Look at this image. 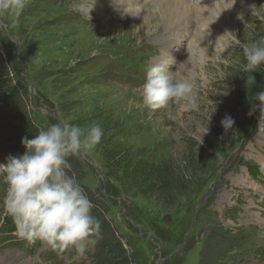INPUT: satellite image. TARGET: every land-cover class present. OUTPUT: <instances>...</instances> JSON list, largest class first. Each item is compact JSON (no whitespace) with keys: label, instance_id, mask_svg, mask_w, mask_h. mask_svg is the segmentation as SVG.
<instances>
[{"label":"rangeland","instance_id":"rangeland-1","mask_svg":"<svg viewBox=\"0 0 264 264\" xmlns=\"http://www.w3.org/2000/svg\"><path fill=\"white\" fill-rule=\"evenodd\" d=\"M214 1L229 20L227 29L195 32L207 58L197 45L186 55L187 21L134 35L131 14H154L159 0H28L19 17L0 16V162L58 120L103 129L89 155L67 158L100 222L95 246L78 256L29 244L0 208V264H264V117L247 114L264 89V65L242 71V46L264 39V0H234L230 9L232 0ZM188 9L196 22L200 10ZM188 59L195 109L136 106L150 62L175 71ZM159 167L165 188L145 183Z\"/></svg>","mask_w":264,"mask_h":264},{"label":"clouds","instance_id":"clouds-1","mask_svg":"<svg viewBox=\"0 0 264 264\" xmlns=\"http://www.w3.org/2000/svg\"><path fill=\"white\" fill-rule=\"evenodd\" d=\"M27 3L28 0H0V16L19 17ZM233 3L234 0L226 8ZM0 27H7L3 20ZM225 50L221 49V54ZM242 54V71H257L264 65V39L243 45ZM186 63L191 61L180 62L175 71H169V63L150 62L144 81L136 90L140 98L136 106L151 111L169 104L177 105L181 111L195 109L194 74L187 71ZM249 80L256 82L254 75ZM250 102L247 114L251 116L258 109L260 118L264 117V89L257 91ZM221 124L227 130L234 120L226 114ZM102 135L98 123L82 127L58 120L40 129L32 139L22 137L24 152L10 154L0 162V183L4 185L0 208L14 224L18 239L29 244L39 241L57 254L71 248L78 256L86 255L95 246L100 222L92 215L93 204L77 177L67 171V158L89 155Z\"/></svg>","mask_w":264,"mask_h":264},{"label":"bare ground","instance_id":"bare-ground-1","mask_svg":"<svg viewBox=\"0 0 264 264\" xmlns=\"http://www.w3.org/2000/svg\"><path fill=\"white\" fill-rule=\"evenodd\" d=\"M152 1H154V0H152ZM159 1H160V5H158V7L156 9L158 11L155 12L154 14L146 13L147 11L143 12V14H140V12L134 11L133 14H131L132 15L131 20L133 21L131 24V26H132L131 28H133L132 31H133L134 35L139 36L141 38L142 36H145L148 33H150L154 28H156L160 24H163L164 26L169 27V26L178 25L179 21H181V23L184 21H187L188 22V24H187L188 30L185 34L189 33L188 31H189L191 26H193L194 32H193V34L191 33L192 34L191 36H193V37H191L192 39L190 40V42L188 44V50H187L186 55H188V53L190 51H192L193 48H196L195 46L197 45V47L199 49H201V52L204 53V57H206V58L209 57L210 54L208 52H211V51H209L208 49L205 50L204 45L201 42L198 43L195 35L196 34H203V32L206 34L207 31H213L214 28L218 29V27L219 28L221 27V29H227V23H228L229 19H227L226 16L223 14V12L221 11L222 10L221 8L218 7L219 11H217V9L214 7L217 5V2L215 3V1H214L215 4H213L211 2V0H196L195 3H193V0H159ZM188 1H190V2H188ZM216 1H218V0H216ZM235 3L236 2H234L233 4H235ZM190 4H192V6L194 5L201 12L200 13L201 16H200V18H197L196 22H193V20L191 21L190 19H188L189 15H190L188 12V10H189L188 6ZM248 5H249V7H251L250 4H248ZM212 7H214V8H212ZM229 9H228V11H229ZM253 9H254V11H256L255 5H254ZM97 11L98 12L100 11L99 8H97ZM106 24H108V26L112 25L109 22H106ZM206 25H208L207 30L205 28ZM119 29L122 30L123 32L125 31V28L121 29L118 27H113L114 31L118 30V32L120 33ZM109 32H110V30L108 31V33ZM195 32H196V34H195ZM223 33L224 32H222L221 34L216 33L217 39L224 38L226 35L224 36ZM208 36L211 37V35H208ZM206 39H208L207 36H206ZM174 45H177V41H174ZM172 54H173V52H172Z\"/></svg>","mask_w":264,"mask_h":264},{"label":"trees","instance_id":"trees-1","mask_svg":"<svg viewBox=\"0 0 264 264\" xmlns=\"http://www.w3.org/2000/svg\"><path fill=\"white\" fill-rule=\"evenodd\" d=\"M123 162H124L123 164H126V163L127 164L125 166L122 163L119 164V165H123L121 169L124 170V173L122 175L123 177L122 180L126 182H130L134 178L133 165H131V163L127 160ZM151 166L153 167V165ZM149 171H150V174L147 175V178H145V183H150L151 185H154V187H156V185H159V187L161 186L165 188L164 184L166 183V181L164 180V177H165V174L168 172L167 168H161V167L152 168ZM140 172L143 173V170L140 169ZM140 176L142 177V175Z\"/></svg>","mask_w":264,"mask_h":264}]
</instances>
